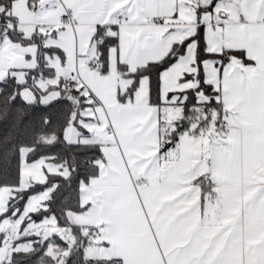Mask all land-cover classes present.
Here are the masks:
<instances>
[{"label":"crops","instance_id":"1","mask_svg":"<svg viewBox=\"0 0 264 264\" xmlns=\"http://www.w3.org/2000/svg\"><path fill=\"white\" fill-rule=\"evenodd\" d=\"M63 2L56 8L12 0L8 14L14 20L7 26L36 40L23 44L4 35L0 80L14 75L22 83V97L27 92L32 101L47 103L61 95L62 81L79 74L85 103L64 136L69 142L99 143L103 152L97 175L82 186L88 208L74 215L98 232L86 245V259L111 260L97 264H264V0ZM66 9L74 24L59 23ZM125 16L128 22L122 21ZM201 26L209 52L239 51L232 56L238 58L235 63L232 58L203 62L205 81L219 92L223 111L203 132L183 133L163 147L162 120L169 131L175 128L184 115L186 91L199 84L197 41L161 72L159 105L150 102L148 76H141L128 95L134 79L122 74L119 64L135 69L160 60ZM101 33L104 39L117 35L118 43L104 51V40H97ZM40 56L52 72L30 77ZM187 73L195 76L184 77ZM40 77L54 80L40 85ZM172 112L177 117L169 119ZM220 119L231 124L228 131ZM29 151L21 148L16 188L45 182L50 173L69 174L67 165L51 157L28 160ZM52 188L43 191L51 195ZM14 189L0 188V216ZM37 193L17 215L0 220V264L9 254L5 240L56 230L54 215L39 224L29 220L27 202ZM23 215L21 229L26 227L9 236Z\"/></svg>","mask_w":264,"mask_h":264},{"label":"trees","instance_id":"2","mask_svg":"<svg viewBox=\"0 0 264 264\" xmlns=\"http://www.w3.org/2000/svg\"><path fill=\"white\" fill-rule=\"evenodd\" d=\"M12 0H0V8L3 11L0 17V41L4 35H9L14 41L27 44L34 42L35 38H27L15 27L6 23L14 20L8 11ZM197 41L196 64L198 72L196 77L198 86L187 90V97L182 103L184 115L176 121L175 128L170 131L165 128L162 120V134L166 135L163 147H168L183 133L198 134L206 130L215 114L223 111L222 101L219 100L218 91L205 81L203 62L208 58H215L222 62L229 61L233 55H239L238 50H224L221 53L209 52L206 47L202 26L191 37L181 42H175L172 48L162 59L152 61L135 69H129L127 65L120 63L119 70L122 74L133 77V83L128 90L132 95L138 86L141 76L150 79V102L154 105L161 104L160 84L161 72L168 68L186 50L188 43ZM117 35L104 39L103 50L108 46L117 44ZM46 51V49H45ZM106 61L105 52L102 53ZM38 67L30 70V77L37 73L50 75L52 68L46 66L44 58L40 56ZM195 76L185 74L184 77ZM22 83L18 82L14 75H9L0 80V188L3 186L15 187L10 197L8 209L0 216L13 217L24 207L27 198L46 187H53L45 206L32 211L29 220L39 224L42 220L54 215L56 230L42 245V232H25L9 252L3 264H97L110 263L111 260H88L81 247L74 246L67 262L59 260V254L68 246L67 240L59 230V227H69L79 245H87L91 226L79 223L74 215L88 208L81 198L82 186L97 175L99 160L103 152L99 143L94 142H69L64 136L65 128L74 121L77 113L84 105L82 87L73 80L62 81L61 95L47 103L40 100L28 101L21 96ZM203 92L207 99L200 100L198 93ZM120 98H123L120 95ZM83 129V128H82ZM83 131V130H82ZM168 137V138H167ZM22 147H29L28 160H36L42 156L51 157L54 161L63 163L69 167L67 176L61 173L48 174L45 182H37L27 188H16L20 184L21 164L20 153ZM27 219L24 222L27 223ZM25 225V224H24ZM30 241L29 246H18L25 241ZM53 246L52 251L49 249ZM98 261V262H97Z\"/></svg>","mask_w":264,"mask_h":264},{"label":"built area","instance_id":"3","mask_svg":"<svg viewBox=\"0 0 264 264\" xmlns=\"http://www.w3.org/2000/svg\"><path fill=\"white\" fill-rule=\"evenodd\" d=\"M44 0H31V4L33 6H42V2ZM239 1V0H238ZM46 7H56V8H60V7H64V2L63 0H48L47 3L45 4ZM130 19L125 16L123 18V22H128ZM59 23L62 25H68V24H74V20L72 19V17L70 16L68 10L66 9L59 17ZM97 40L99 41H103L104 40V34H99L97 36ZM79 77L78 73L72 74V80L74 82H77V79ZM219 125L223 128H226V130L228 131L231 128V124L225 120V119H220L219 120ZM112 132V130H110ZM215 198V197H213ZM60 232L62 233V235L64 236V238L67 240L68 242V246L59 254V260L62 263H66L68 256L71 254L72 249L74 246H78L81 247V249L83 250L84 254L86 253V246L85 245H79L76 241V239L74 238L72 231L69 227H59ZM98 236V232L97 231H91L89 233L88 236V240H92L95 239ZM21 236L13 238V239H9V240H5L3 242V245L7 248V250L10 252L15 246H14V242H16V240H18ZM31 242L30 241H25L23 244H18V246H24V245H30Z\"/></svg>","mask_w":264,"mask_h":264},{"label":"rangeland","instance_id":"4","mask_svg":"<svg viewBox=\"0 0 264 264\" xmlns=\"http://www.w3.org/2000/svg\"><path fill=\"white\" fill-rule=\"evenodd\" d=\"M45 80V81H44ZM54 80V78H52V77H45L44 79H43V77H40L39 78V82H38V84H45V85H47V82H52ZM46 87V86H45ZM28 92H30V91H28ZM27 94V92L25 93H23V97H24V99H26V100H28V101H32V99H34V97H29L28 96V94ZM44 95V96H43ZM43 95H39L41 98H42V101H44L45 100V94H43ZM199 99L200 100H204V99H207V96L203 93V92H200L199 93ZM180 111H182V109L180 108L179 109V114H177V115H182V113H180ZM173 113V114H172ZM172 113H170L169 114V119L170 118H172V117H177L176 116V114L174 115V112H172ZM81 114L82 115H84L83 114V112H81ZM167 119V118H166ZM167 122V121H166ZM165 123V122H164ZM90 131L92 132V133H94L95 134V131L96 130H93V129H90ZM45 192H48V190H46V191H40V192H38L37 194H34V195H32L31 197H30V199L28 200V202H27V207L29 208V209H32V211H35V209H37L38 207L40 208V207H42V206H45V204H46V200L49 198V196H50V194H49V192L47 193V196H46V193ZM24 208V207H23ZM24 214V213H23ZM21 216V215H20ZM25 215H23L22 217H21V219L18 221V220H15L14 221V223H13V226H12V228H11V232H8L7 234L9 235V236H12V234L13 233H16V232H18V233H21L23 230H24V228L26 227V226H24L22 229H21V224H22V221H23V217H24Z\"/></svg>","mask_w":264,"mask_h":264},{"label":"water","instance_id":"5","mask_svg":"<svg viewBox=\"0 0 264 264\" xmlns=\"http://www.w3.org/2000/svg\"><path fill=\"white\" fill-rule=\"evenodd\" d=\"M48 0H44L42 2V6H45ZM237 57L232 58V62L235 63L237 61ZM52 232L49 228H45L44 231L42 232V245L51 237Z\"/></svg>","mask_w":264,"mask_h":264}]
</instances>
